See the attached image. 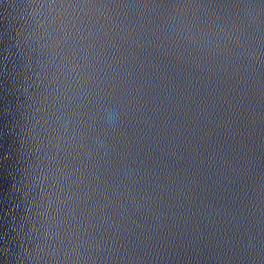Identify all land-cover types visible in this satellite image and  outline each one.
I'll use <instances>...</instances> for the list:
<instances>
[{"label": "water", "instance_id": "1", "mask_svg": "<svg viewBox=\"0 0 264 264\" xmlns=\"http://www.w3.org/2000/svg\"><path fill=\"white\" fill-rule=\"evenodd\" d=\"M0 17L264 222V0H0Z\"/></svg>", "mask_w": 264, "mask_h": 264}]
</instances>
